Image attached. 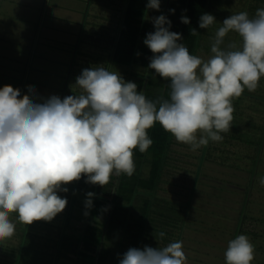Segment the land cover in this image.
<instances>
[{"label":"clouds","instance_id":"clouds-1","mask_svg":"<svg viewBox=\"0 0 264 264\" xmlns=\"http://www.w3.org/2000/svg\"><path fill=\"white\" fill-rule=\"evenodd\" d=\"M147 9L159 12L161 0H148ZM150 19L155 30L143 41L153 53L147 69L169 82L168 98L149 99L135 82L104 65L83 69L70 85L78 91L64 98L40 97L31 85L23 96L11 85L0 88V242L16 231L12 213L25 225L51 222L62 213L68 200L59 193H67V185L86 178L85 183L104 188L113 176H131L134 151L147 152L153 143L148 132L156 123L192 152L210 141L222 142V133L230 131L233 99L245 89L255 92L264 77V8L254 16L239 11L226 17L214 32L207 59L190 54L165 15ZM181 23L190 20L182 15ZM216 24L214 15L200 16V29ZM231 33L239 44L226 43ZM199 34L192 29L191 36ZM258 183L264 187V177ZM85 195L87 217L96 194ZM165 235L154 233L157 242ZM224 256L226 264H252L255 245L247 235H238L228 241ZM187 261L180 240L163 247H131L119 258V264Z\"/></svg>","mask_w":264,"mask_h":264},{"label":"rangeland","instance_id":"rangeland-1","mask_svg":"<svg viewBox=\"0 0 264 264\" xmlns=\"http://www.w3.org/2000/svg\"><path fill=\"white\" fill-rule=\"evenodd\" d=\"M25 1L27 2L20 4L21 0H0V88L5 85H11L14 87L16 84H21L18 86L19 89H25L24 91H21L22 96L28 94V83H32L27 77L30 63L32 62V59L30 60V58H32L30 53L32 52V45L37 42V40H34L33 36L36 37L38 34H42L41 31L44 33L45 30H48L53 31L54 33L45 32L46 35H43V37L46 43L47 39L45 36L55 39V41L62 40L65 46L68 43L69 47L67 49L65 48V51L59 49L65 53L47 50L50 52V57L45 54L42 56V58L49 57V59L46 60H51V62L44 63V68L48 69L44 71L47 72L48 79L46 84H41L44 86L45 92L43 95H38L44 98L46 97L45 94H49L53 89L56 92L60 90L64 95H71L72 89L70 88V85L75 83V78L82 72L77 69L83 70L84 67L88 68L90 65H104L101 63L103 57H101L99 61L94 62L91 61V58L97 59V56H109L108 54L111 53V49L113 48L112 42L117 36L118 30L115 31L116 33L112 31L110 35H104L107 36L106 38H100L97 34L98 32L93 30L94 23L97 19L101 18L109 29L110 26L112 27L115 24L113 19L119 18L112 16L122 14L126 4H120L118 0H113L109 9L112 11L110 13L111 16H100L98 18L96 16L97 13L95 14L92 9L99 0H88V2H85L83 15L85 14V21L88 25V36L84 35L83 40L80 37L79 30H71L69 26L68 29L71 32V38L74 40V43H72L69 42L67 38L61 36L57 37V32H70L67 31V29H56L58 28L59 23L50 20V17L46 15L47 6H44L43 9L42 7L36 9L33 5L29 4V0ZM245 1L246 5L244 6ZM212 3L218 8L220 5L221 8L225 6L224 13L229 16L233 13L242 11V8L248 11L246 7L247 5H251L252 2L251 0H213ZM161 7H163L162 3ZM221 13H223V11H221ZM248 13H250L249 15L251 16L252 12L248 11ZM160 15H162L160 11L147 10L146 18L151 21V17H158ZM219 15L220 19L218 23L220 25L226 17H221V14ZM62 18L63 17H55L53 19L60 20ZM75 18L80 21V17ZM43 24L52 25L54 29L49 30L46 28L44 30L45 27ZM52 26L50 27L52 28ZM79 26L81 27V24H79ZM113 27H115V25ZM217 27L219 26L215 25L213 30L209 31V33L214 34ZM37 32L38 34H36ZM108 36L112 38L109 42L107 40ZM38 37L42 38L40 36ZM88 38H90L89 42L87 41ZM228 38H230V40H235L237 44L240 43V38L235 33L229 34ZM103 39H105L104 42H102ZM211 39L209 41L207 40L206 43H211ZM100 42L103 44V50L95 47L97 45L96 43ZM209 56L210 55H206L205 59ZM42 65L43 63L41 66ZM107 68L112 71H120L122 67L109 63V67ZM52 69H55V71H51ZM133 70V72H136L135 68ZM140 70L141 68H139L138 72H140ZM23 72L25 75L24 77L22 76ZM58 72H60V74L58 76L59 80L57 89L50 86V83H53V81L57 83L55 77H57ZM16 80H18V83ZM133 81L137 84L136 79ZM73 90L78 89L73 88ZM36 91H38V89H36ZM235 100L237 103V98H235ZM259 103L263 104V106H260ZM255 104H257L256 108L258 115H256V112L247 108V106ZM234 109L233 114L236 116L234 118L235 123L237 122V127L232 131L222 133V142L210 141L208 146L202 147L196 152H192L189 147L184 144L179 143L178 146L173 145V149H175V152H171L173 159L171 166L173 167L165 168L163 180L166 183L162 185V189L156 194L158 197L172 201L173 203H186L192 199L193 207L186 217L187 224L185 229L182 227L180 230L178 229L179 231L174 230L173 232L175 235L180 232L181 239L178 240L183 242L184 251L188 257L187 264H226L224 253L227 249L228 241L233 239L235 219L241 212L243 205L242 193L244 190L237 188L235 185L239 186L241 184L240 187H242L249 178L246 171H240L238 173L237 170L234 171L229 169L228 164H222L220 161L225 159L226 162L242 164L245 168L249 166V160L245 159L247 144L236 139L231 140L230 137L233 135L236 137H248L245 132L247 127L252 124L251 121H248V115L251 113L252 116L256 117L264 116V102H257L253 97H249L247 101L246 96L243 95V97H241V102H239V105L234 106ZM233 123L234 121H232V125ZM208 161L209 163H207ZM144 168L145 167H143L142 170ZM116 177L117 176H113L112 178ZM221 179H227L232 183V186H230L231 192H228L229 186L226 191L223 183H221ZM233 189L236 192H233ZM211 194L219 196V198L212 197L210 196ZM255 195L260 197L259 204L254 206L256 212L252 214L253 217H256V221H246L250 226H245V228L246 230H251L255 233H264V223L261 220V218H264V192H256ZM133 205L140 204L134 203ZM82 211L84 213V210H81V212ZM135 216V212H131L128 218L132 219ZM68 218L71 223V228L69 229H66L67 226L65 223L64 212L58 214L51 222L43 221L46 223L57 224L54 227L50 226V228H47L46 232L43 234L39 233L40 228L38 226L25 224L20 226L21 228L26 227L28 231L27 233H29L26 238L29 240V243L26 246H21L20 237L22 234L16 226V231L13 237L3 243L0 242V245H4L5 247L4 250L0 248V264H17V261L13 260L12 254L17 252L18 247L22 249V256L20 258L22 259L21 263L23 264H55V262H57V249L61 242H63L62 238H59L60 235H63L62 231L66 229L65 232L73 233L71 234L72 236L74 235L72 228L75 226H84L86 223V219L83 215L79 214V211H75L72 215H69ZM220 223H226L225 225L228 226H221ZM33 224H36V222ZM158 227L160 229H157ZM158 227H153L156 229L154 230L156 234H158L163 227H167V224H164L163 226H159L158 224ZM168 237L169 235L166 234L162 241L157 242L156 240L159 245H154L153 247H163L172 241H176L172 237L169 239ZM166 239L170 241H167ZM262 241L264 242V239H262ZM24 252H26L25 256L23 255ZM256 259L257 257L254 259V262L257 261ZM61 261L63 263L59 264H72L71 261L69 262L68 260H65V258H62ZM80 264H83L82 261Z\"/></svg>","mask_w":264,"mask_h":264},{"label":"trees","instance_id":"trees-1","mask_svg":"<svg viewBox=\"0 0 264 264\" xmlns=\"http://www.w3.org/2000/svg\"><path fill=\"white\" fill-rule=\"evenodd\" d=\"M166 1H168V7L164 15L172 22L171 31L182 34L183 40L181 43L189 49L190 54L199 55L204 59L206 55H211V43L208 44L206 41L213 37L214 34L209 33V31H212L215 25L207 30L200 29V16L204 13H210L215 16L216 25L220 26L218 23L219 14H221V17L228 16V14L224 13L225 6L221 8L220 5L218 8L212 3L213 0H161L163 7H161L160 12L162 14ZM251 2V5H247L246 8L252 12L251 16H254L256 9L264 8V0H251ZM147 3L148 0H126V7L122 11L123 16L119 17V19H113L114 25L118 26V32L112 42L111 53L108 54L107 58H109L111 64L122 67L123 75H121L125 81L134 82L133 80L136 79L138 91H142L149 99H154L161 94L168 98L170 92L169 82L156 76L153 70L147 69L149 58L153 53L145 46L143 41L149 32L155 30L153 23L146 18ZM99 4L100 2L98 1L96 5ZM173 9L175 10L174 14L170 11ZM242 11L246 10L242 8ZM182 15H186L189 18L190 24L181 23ZM85 20L84 17V22L79 29L80 37L83 40V36L88 34V25ZM97 21L94 23L93 30L98 32L99 37L106 38L107 36L104 35H110L113 31L112 28H115L112 24L113 26L108 29L101 18L97 19ZM192 29H196L200 34L191 36ZM88 39L87 41L89 42ZM107 40L109 42L112 38L108 36ZM104 41L105 39L102 42ZM229 41L230 38L227 37L226 43ZM102 46L103 44L100 42L95 47L102 49ZM97 57L99 58L100 56ZM134 68L136 72H133ZM139 68H141L140 72H138ZM77 70L82 71V69ZM73 92L76 91L73 90ZM73 92L71 95H73ZM255 92L261 95L259 97L264 102V77L261 78L259 87ZM255 92H249L245 89L242 95L237 98V103L235 98L233 99V107L239 105L243 95L248 97L254 95ZM247 108L251 107L247 106ZM233 117L236 116L233 114ZM233 121H235V118ZM234 126L236 124L233 123L230 131H232ZM245 133L248 135L247 138L236 137L235 135L230 138L231 140L236 139L251 144L249 145L251 148L250 154L246 153L250 162L249 166L245 168L242 164L228 163L225 159L220 161V163L228 164L229 169L237 170L238 173L240 171L248 173L249 180L242 187H240L241 184L239 186L235 185L237 188L243 189L244 192L242 193V210L234 223L233 239L241 234L249 235L248 237L255 245V258L257 257V261H253L252 264H264V242L262 241L264 233H255L245 228V226H250L246 221H256V217L252 216L256 212L254 206L260 202V197L255 195L256 192H264V187H261L258 183L259 178L264 177V144L262 138L259 140L253 139L254 133L247 131ZM148 134L153 143L145 153L139 152L138 149L134 151L135 171L131 176L124 174L112 178V181L110 180V183L104 188L99 185L87 184L85 183L86 178H84L67 185V193H59L62 198H67L68 200V204L63 211L66 229L71 228L68 217L75 211H79V214L83 215L86 223L84 226L72 228L74 232L72 236L71 234L73 233H66V229L62 231L63 235H60L59 238H62L63 242L57 249V262L55 264L63 263L61 261L62 258L69 262L71 261L72 264H80L81 261L83 264H119V258L131 247L143 248L145 245L151 247L158 245L154 236V230L156 229L153 228L158 227V224L159 226L167 224V227H163L161 231L169 235L168 239L171 237L174 240L181 239L180 232L176 235L173 232L174 230L179 231L182 227L185 229L187 224L186 217L193 207L192 199L186 203H173L156 195L162 189V185L166 183L163 180L165 168L173 167L171 166L173 162L171 156V152H173L172 145L177 142L159 123H156ZM143 167L145 168L142 170ZM221 180L226 191L229 186L228 192H231L230 186H232V183L227 179ZM87 192H94L96 197L93 200L94 207L91 209L90 215L86 217L81 210L85 212L84 201ZM233 192L236 191L233 189ZM210 196L219 198V196L212 194ZM134 203H139L140 205L134 206ZM105 207L108 210L102 212L101 209ZM131 212H135L136 215L132 219L128 218ZM10 218L22 234L20 237L21 246H26L29 243V240L26 239L29 235L26 227L21 228L20 226L24 224L17 223L19 222L18 214L12 213ZM261 220L264 223V218H261ZM225 224L220 223L221 226H228ZM32 225L38 226L40 228H38L39 233L43 234L47 228H50V226L54 227L57 224L41 221ZM157 229L160 228L158 227ZM0 248L5 249L4 245H0ZM23 255L25 256L26 252ZM21 256L22 249L18 247L17 252L12 254V258L17 261V264H23L21 263Z\"/></svg>","mask_w":264,"mask_h":264},{"label":"crops","instance_id":"crops-1","mask_svg":"<svg viewBox=\"0 0 264 264\" xmlns=\"http://www.w3.org/2000/svg\"><path fill=\"white\" fill-rule=\"evenodd\" d=\"M118 1L120 2V4L121 3L126 4V0H118ZM24 2H27V1L21 0L20 4H24ZM85 2H88V0H29V4L33 5L34 8H36V9H40L41 7L43 9L44 6H47L46 15H48L50 17V20L59 23V26L56 29H59V30L60 29H67V31H69V32H70V30L68 29L69 26H70L71 30L73 29L74 31H76V30L78 31L80 29L79 24H82L84 22V15L85 14L83 15V13H84L83 10L85 8V5H84ZM99 2H100L99 5H96L95 7H93V9H92L93 12L95 14L96 13L98 14V15L96 14L97 17H100V16L101 17H110L111 16L110 13L112 11L109 10V9H110V6H111L113 0H108V2H107V0H99ZM106 2H107V4H106ZM167 2L168 1H166L165 9H164V12H163L162 15H164L166 13V11H167V7H168V3ZM17 4H19V3H17ZM122 16L123 15L120 14V15H117V16L113 15L112 17H122ZM52 17L53 18H55V17H63L65 20L63 18L60 19V20L53 19ZM75 17H80V21H78ZM97 23L99 24L98 21H97ZM55 25H56V23H55ZM43 26L45 27L44 30L46 28L49 29V30L54 29V27L52 25H49V24L48 25L43 24ZM50 26H52V28ZM64 27H66V28H64ZM112 29H113V31H117L118 30V26H115V28H112ZM46 31L54 33L53 31L45 30L44 33H43V31H41L42 34H38V32L36 33V34H38V36H40L42 38H39L38 36H36V37L33 36L34 40H37V42L34 45H32L33 46L32 47V52L30 53L31 56H32V58H30V60L32 59V62H31L32 64L30 63L29 73L27 74V77L32 82V83H28V85H31L35 89H38V91H36V92H37V94H41V95H43V93L45 92V88L41 84H44V83L46 84L47 83V79H48L47 72H44L47 69V68H44V66H45L44 63L51 62V60H46V59H49V57H50V52H48L47 50H53V51H56V52L65 53L64 51L69 47L68 43L65 46V44L62 42V40L61 41L60 40L55 41V39H52V38L47 37V36H45V38L47 39V43H46L45 39L43 37V35H46L45 34ZM57 34H58L57 37L61 36V37L67 38L69 42L74 43V40H72V38H71L72 35H70L71 32L70 33L57 32ZM31 35H33V34H31ZM48 39H50V40H48ZM88 40H90V38ZM93 40H96V39H93ZM58 44H61V45H58ZM59 49H62L64 51H61ZM44 50H45V52H44ZM44 54L45 55H49V57L42 58V56H44ZM101 57H103L101 59V63H103L105 65V67H109L110 60L107 57L100 56L97 60H94L93 58H91L92 59L91 61L92 62L99 61V59ZM42 63H43V65H42L43 67L41 66ZM92 66L93 65H90L88 68H90ZM26 71H24V72H26ZM51 71H55V69H52ZM116 71H118V70H116ZM24 72L22 73L23 77L25 76ZM119 73L123 75L121 69H120ZM59 74H60V72H58L57 77H55V79L57 80V83H55L54 81H53V83H50V86H53L54 88H57V89H58V85L57 84H58V80H59V78H58ZM16 82L18 83V80H16ZM38 84H40V85H38ZM24 87H25V85H24ZM13 88H18L19 89L18 85H16V86L14 85ZM20 90L24 91L25 89H23V90L20 89ZM75 91L77 92L78 90H75ZM51 95H58L61 98H63L64 96H67V95H64L62 92H60V90L58 92H56L53 89L52 92H50L49 94H45L46 97H44V98H48ZM259 96H261V95L258 94V93L256 94V92H255L254 95L248 96L246 98H247V101H248L249 97H254V99L257 102L258 101L261 102L262 98L259 97ZM258 97H259V99H257ZM256 105L257 104L250 105L249 107H251V108H248V109L257 113ZM259 105H263V104L259 103ZM256 115H258V113ZM248 116H249L248 117V121L249 122L251 121L252 124H250L247 127L246 131L250 132V133H254L253 139H255V140H257V139L259 140L260 138H262L263 139V144H264V116L256 117V116H252L251 113ZM234 124H236V126H234L232 128V130L235 127H237V122L235 123V121H234ZM238 137L242 138V136H238ZM244 143L247 144L246 153L250 154L251 148L249 147V145H251V144H248L247 142H244ZM173 145L178 146L179 143H174ZM173 145H172V149H173ZM173 152H175V149H173ZM245 159H247V156L245 157ZM228 163H230V162H228Z\"/></svg>","mask_w":264,"mask_h":264}]
</instances>
